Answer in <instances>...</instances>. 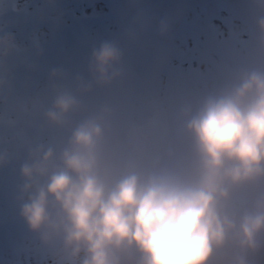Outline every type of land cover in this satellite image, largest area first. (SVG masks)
I'll use <instances>...</instances> for the list:
<instances>
[{
	"label": "clouds",
	"instance_id": "obj_1",
	"mask_svg": "<svg viewBox=\"0 0 264 264\" xmlns=\"http://www.w3.org/2000/svg\"><path fill=\"white\" fill-rule=\"evenodd\" d=\"M249 3L257 31L254 63L231 70L222 86L183 105L163 148L141 146L144 119H130L124 103L90 108L85 102L96 89L127 79L119 43L105 41L93 50L91 82L78 77L74 86L55 85L45 119L71 136L59 152L30 151L19 197L21 217L56 253L55 264H259L264 0ZM169 31L170 22L162 20L160 35ZM128 39L137 40V32L130 30ZM16 47L13 35L0 37V59ZM52 79L66 77L53 71ZM10 87L0 79V92ZM8 163V154L0 153V169Z\"/></svg>",
	"mask_w": 264,
	"mask_h": 264
},
{
	"label": "rangeland",
	"instance_id": "obj_2",
	"mask_svg": "<svg viewBox=\"0 0 264 264\" xmlns=\"http://www.w3.org/2000/svg\"><path fill=\"white\" fill-rule=\"evenodd\" d=\"M33 5L43 6V13L34 12ZM250 7L249 0H0V37L8 34L2 29L7 8L27 11L31 21L37 16L48 20L44 30H20L21 21L12 23L16 50L0 59V79L15 59L10 90L0 92V153L9 159L0 169V264H55L56 253L30 231L19 203L21 169L30 162V151L44 146L59 152L71 136L70 129L58 130L45 119L55 85L74 86L78 77L91 82L93 50L105 41L119 43L127 79L110 90L96 89L85 102L90 108L124 103L130 119H144L141 146L163 148L183 105L222 86L231 70L254 63L257 31ZM140 20L146 23L143 30ZM162 20L170 22L164 37ZM74 26L78 33L72 35ZM130 30L137 32V40L128 39ZM59 34H66L67 41L62 43ZM22 70L34 78L29 88L15 83ZM53 71L66 79L53 81ZM258 261L264 264V256Z\"/></svg>",
	"mask_w": 264,
	"mask_h": 264
},
{
	"label": "bare ground",
	"instance_id": "obj_3",
	"mask_svg": "<svg viewBox=\"0 0 264 264\" xmlns=\"http://www.w3.org/2000/svg\"><path fill=\"white\" fill-rule=\"evenodd\" d=\"M34 12H39V13H43L44 11V8L43 6H36V5H33L31 7ZM15 9V8H13ZM4 17H3V26H2V29H3V32L4 30L8 31V34H11V31L9 30L12 26V23H17L19 21L22 22V25H20V30H23V29H33V28H42L43 30L45 29L47 23H48V20L45 19L43 16H37L36 19L34 21H31V19L29 17H26V15L28 14L27 11H19L18 9L16 10H11V9H6L4 10ZM112 22H109V24H111ZM89 31V29H87ZM77 29H75V26H74V30H71V34L72 35H75ZM112 36H114L112 34ZM58 38L61 40V42H65L67 41V35L66 34H59L58 35ZM37 73V71H35ZM36 76V75H34ZM34 81V78L29 75L27 73L26 70H22L19 74H18V77L15 81V83L18 85L20 84V86L24 87V88H29L30 85L33 83ZM14 84L12 88L16 87L17 85Z\"/></svg>",
	"mask_w": 264,
	"mask_h": 264
},
{
	"label": "water",
	"instance_id": "obj_4",
	"mask_svg": "<svg viewBox=\"0 0 264 264\" xmlns=\"http://www.w3.org/2000/svg\"><path fill=\"white\" fill-rule=\"evenodd\" d=\"M106 1V3H108V4H110V3H112V0H105ZM14 62H15V59H13L12 60V65H11V67L8 69V71H7V73L2 77V79H4V80H9L11 77H12V75L14 74V72H15V66H14Z\"/></svg>",
	"mask_w": 264,
	"mask_h": 264
}]
</instances>
